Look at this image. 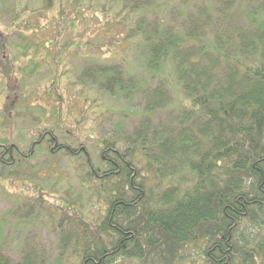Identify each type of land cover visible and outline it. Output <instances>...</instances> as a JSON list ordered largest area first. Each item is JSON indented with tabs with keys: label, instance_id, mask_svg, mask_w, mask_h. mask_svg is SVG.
<instances>
[{
	"label": "trees",
	"instance_id": "obj_1",
	"mask_svg": "<svg viewBox=\"0 0 264 264\" xmlns=\"http://www.w3.org/2000/svg\"><path fill=\"white\" fill-rule=\"evenodd\" d=\"M155 1L60 0L54 18L59 31L75 32L67 46L98 56L84 65L80 81L132 97L146 84L147 100L131 134L101 139L100 164L87 148L61 142L55 127L43 129L25 156L44 153L39 144L45 138L53 140L52 154H81L88 167L84 185L104 200L97 221L88 222L74 204L61 215L80 216V231L69 244L73 264H264V0H210L196 10L192 0H172L182 2L172 5L176 18L153 9ZM87 21L91 26L77 27ZM6 36L3 66L12 60ZM134 44L150 71L146 81L110 57L101 60L105 46ZM169 65L183 95L174 120L154 122L159 103H169L161 80ZM11 143L0 137V167L7 175L15 173L22 153L18 143L19 152L14 146L5 151ZM42 260L31 247L17 261L0 252V264Z\"/></svg>",
	"mask_w": 264,
	"mask_h": 264
},
{
	"label": "rangeland",
	"instance_id": "obj_2",
	"mask_svg": "<svg viewBox=\"0 0 264 264\" xmlns=\"http://www.w3.org/2000/svg\"><path fill=\"white\" fill-rule=\"evenodd\" d=\"M192 1V10L210 2ZM258 1L261 0H254L250 5ZM26 2V9L22 8ZM59 2L50 0V5L43 6V0H0V42L2 34H6L5 51L12 59L8 65L0 64V137L22 147V153L17 149L21 157H17L15 173L7 175L0 167V252L13 261L19 260L23 251L31 247L44 264H73L75 257L70 243L80 231L77 220L82 216L88 222L97 221L105 205L103 198L88 189V184L84 185L82 177L88 167L82 163L85 158L81 154L73 155L66 149L52 154L49 151L54 147L53 140L45 138L39 144L45 152L37 154L34 150L28 158L25 154L33 140L39 138L43 129L55 127L61 142L82 146L83 150L87 148L100 164L96 154L101 139L120 137L123 132L131 134L140 122L147 100L149 85L146 84L137 85L139 90L132 97L110 94L80 81L84 65L98 56L67 46L75 32L68 23L69 28L59 31L54 20L58 17ZM174 4L182 7L181 1L156 0L152 8L162 9L163 14L176 18L170 12ZM50 16L53 18L48 19ZM239 21L247 24L248 19L242 16ZM88 25L91 26V21L77 23L82 29ZM46 39L52 42L41 45ZM112 48L116 49L104 47L101 60L110 57L135 79L148 80L150 71L143 64L139 45L119 47L111 56ZM161 76L169 103L163 106L159 103L151 120L167 123L176 118L175 105L183 94L171 65L165 67ZM72 204L80 216L75 213L70 218L69 214L61 220L64 209Z\"/></svg>",
	"mask_w": 264,
	"mask_h": 264
},
{
	"label": "flooded vegetation",
	"instance_id": "obj_3",
	"mask_svg": "<svg viewBox=\"0 0 264 264\" xmlns=\"http://www.w3.org/2000/svg\"><path fill=\"white\" fill-rule=\"evenodd\" d=\"M12 146H14L16 149H19L17 146H15L14 143H11V148H10V149H7V148H5V147H3V148H5V149H4L5 151L12 153V152H13V150H12Z\"/></svg>",
	"mask_w": 264,
	"mask_h": 264
}]
</instances>
